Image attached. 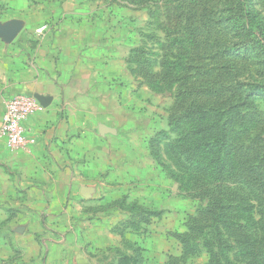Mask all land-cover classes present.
Wrapping results in <instances>:
<instances>
[{"label":"rangeland","instance_id":"obj_1","mask_svg":"<svg viewBox=\"0 0 264 264\" xmlns=\"http://www.w3.org/2000/svg\"><path fill=\"white\" fill-rule=\"evenodd\" d=\"M32 1L33 16L43 1L62 15L78 5L91 22L127 34L129 81L146 104L147 177L156 181L138 194L148 205L137 209L144 231L130 239L174 254L179 246L177 261L254 264L258 253L264 264V209L242 189L251 179L264 182V0ZM17 3L0 0V22L25 15ZM216 203L223 206L218 240L215 217L206 212ZM120 219L114 212L112 224ZM13 257L5 263L19 264V252Z\"/></svg>","mask_w":264,"mask_h":264},{"label":"crops","instance_id":"obj_2","mask_svg":"<svg viewBox=\"0 0 264 264\" xmlns=\"http://www.w3.org/2000/svg\"><path fill=\"white\" fill-rule=\"evenodd\" d=\"M32 2L19 0L26 13L10 19L24 23L15 41L0 40V118L17 94L44 103L26 122L33 146L0 141V264L15 252L19 264H194L198 256L177 261L179 246L174 254L129 236L144 231L137 209L148 205L138 194L156 181L147 177V116L129 81L127 34L91 22L78 5L62 15L43 1L33 16Z\"/></svg>","mask_w":264,"mask_h":264},{"label":"built area","instance_id":"obj_3","mask_svg":"<svg viewBox=\"0 0 264 264\" xmlns=\"http://www.w3.org/2000/svg\"><path fill=\"white\" fill-rule=\"evenodd\" d=\"M46 27L40 29L43 32ZM35 96L20 93L5 103V111L0 118V141L8 149H27L34 145V138L27 131L26 122L41 111Z\"/></svg>","mask_w":264,"mask_h":264},{"label":"trees","instance_id":"obj_4","mask_svg":"<svg viewBox=\"0 0 264 264\" xmlns=\"http://www.w3.org/2000/svg\"><path fill=\"white\" fill-rule=\"evenodd\" d=\"M239 25V28L242 30V31H244V30H246V26H247V24H238ZM264 148V147H263ZM241 170L243 171V172H245V173H247V176L249 177V179H250V177H251V175L250 174H248V173H251L252 171L251 170H246L245 168H244V166H243V163H241ZM259 175V174H258ZM246 181V180H245ZM252 181H253V179H251V182H249L248 183V181L247 182H245L244 183V185H243V187H242V189H243V191H244V197H249V200L251 201V202H253V201H259V205L264 209V206H262V203L264 202V182H263V184L262 185H259V184H256V185H253V184H251L252 183ZM256 192H258L259 194H258V196L256 197V200H255V198L253 199V195H255L256 196ZM245 198H243V200H244ZM251 199H253V200H251ZM246 200V199H245ZM223 205V204H222ZM214 206V210H210V208H207L206 209V212H212L213 213V215H214V217H215V221H216V228H215V230H217V236H216V238H217V240L218 239H221L223 236H224V233L222 232V223H220V219H219V216H220V212H219V210H221L222 208H223V206H221V203H216L215 205H213ZM219 220V221H218ZM192 229V228H191ZM193 230V229H192ZM203 230L204 229H202V228H199V231L200 232H203ZM258 230H260V229H258ZM261 231V230H260ZM260 231H256V235H258V236H260L261 235V232ZM182 242H183V245H185L186 244V241L185 240H182ZM248 243L249 244H251L254 248H256L257 246H259V244L260 243H258V241H256V240H252V241H248ZM184 247V246H183ZM185 248V247H184ZM208 250V249H207ZM186 251V250H185ZM208 252L210 253V250H208ZM211 254V253H210ZM253 260L255 261L254 262V264H260V262L262 263L263 262V259L259 256V254L258 253H256L255 254V256L253 257Z\"/></svg>","mask_w":264,"mask_h":264},{"label":"water","instance_id":"obj_5","mask_svg":"<svg viewBox=\"0 0 264 264\" xmlns=\"http://www.w3.org/2000/svg\"><path fill=\"white\" fill-rule=\"evenodd\" d=\"M23 22L19 20H12L6 23L0 22V40L10 44L19 36L23 30ZM39 103L44 104L43 101L36 97Z\"/></svg>","mask_w":264,"mask_h":264}]
</instances>
